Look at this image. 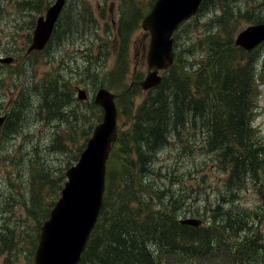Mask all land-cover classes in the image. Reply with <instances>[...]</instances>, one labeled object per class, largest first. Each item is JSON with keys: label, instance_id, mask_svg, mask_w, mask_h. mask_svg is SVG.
<instances>
[{"label": "trees", "instance_id": "obj_1", "mask_svg": "<svg viewBox=\"0 0 264 264\" xmlns=\"http://www.w3.org/2000/svg\"><path fill=\"white\" fill-rule=\"evenodd\" d=\"M154 1L137 6L129 0L123 9L116 34L120 54L108 86L128 73L122 54L129 33ZM248 1L254 7H240L244 11L239 17L251 23L264 21V0ZM44 2L18 0L15 5L36 13ZM237 2L203 0L199 13L211 5L220 7L217 26L222 30L195 42L206 44L203 54L193 55L192 61L177 54L160 84L147 91L136 77L114 92L117 118L124 128L118 125L107 160L102 206L78 264H264L260 230L264 208L239 202L249 183L264 201V137L253 124L258 86L264 82V42L246 51L228 38ZM64 16L65 7L52 38L64 34ZM33 19L16 20L15 26H30ZM72 23L67 32L76 26ZM39 94L47 117L76 122L73 110L67 108L72 93L66 82L58 86L45 80ZM140 94L144 95L136 102ZM89 124L91 131L94 123ZM172 142L176 158L165 162L160 156ZM62 144L56 140L53 148ZM196 150L209 159L196 167L200 172L209 167L225 174L221 188L211 194L205 188L207 193L196 195V185L186 187V170L179 167L184 153ZM198 180L203 182V176ZM185 217H198L202 224H183L180 219ZM2 239L8 237L3 234Z\"/></svg>", "mask_w": 264, "mask_h": 264}, {"label": "rangeland", "instance_id": "obj_2", "mask_svg": "<svg viewBox=\"0 0 264 264\" xmlns=\"http://www.w3.org/2000/svg\"><path fill=\"white\" fill-rule=\"evenodd\" d=\"M0 1V56L14 58L11 63H0V110H9L14 117L13 122L8 118L0 128V264H33L40 226L60 194L66 179L65 170L78 159L90 137L93 128L91 131L88 129L89 123L95 125L102 117V110L93 102L96 89L104 86L118 92L136 77L142 78L146 74L149 34L141 27L142 18L138 27L130 31L128 46L122 54L129 71L116 78L111 87L107 84L111 79L109 73L116 69L120 54L116 36L119 17L129 0H67L66 16L61 18V26L65 24L64 34L51 38L44 50L36 52L27 51L35 20L54 0H44L36 13L30 8L19 10L15 5L18 0ZM133 1L137 6H146L148 0ZM237 3L236 20L231 24L232 31L228 36L232 42L240 30L255 24L244 20L243 16L239 17L244 11L242 9L253 8V4L248 0H238ZM219 8L211 5L200 13L198 11L176 30L174 42L177 54L191 60L193 55L204 53L206 44L195 42L203 35L222 33L221 27L217 26ZM32 17L30 26L24 24L20 29L15 26L16 20H26L27 23ZM72 22L76 26L67 32ZM45 80L56 82L58 86L66 82L72 93L66 104L77 118L75 123L46 116L44 108L39 105V87ZM78 87L88 93V99L76 98ZM258 91V112L253 124L264 137V82L258 86ZM143 95L137 96L135 101H140ZM68 118L72 119L71 113ZM118 125L124 128L122 119L118 120ZM68 132L70 137H67ZM56 140L63 144L53 148ZM174 144L172 142L171 147L162 153L161 160L168 162L170 157L176 158ZM182 157L179 167L186 170V187L196 185V195L207 193L205 188L210 194L217 187L221 188L225 174L209 167L204 172L197 169L201 168L199 163L209 162L199 150L188 151ZM202 176L203 182L198 180ZM198 184L201 186L199 189ZM239 202L249 208H264V201H260V194L251 183L241 192ZM260 230L264 236V218L260 220ZM3 234L8 240L2 239Z\"/></svg>", "mask_w": 264, "mask_h": 264}, {"label": "water", "instance_id": "obj_3", "mask_svg": "<svg viewBox=\"0 0 264 264\" xmlns=\"http://www.w3.org/2000/svg\"><path fill=\"white\" fill-rule=\"evenodd\" d=\"M65 1L54 0L45 13L35 20L28 52L44 48ZM201 1L155 0L150 11L143 17L141 26L149 33V43L145 58L147 72L139 82L142 90L146 91L160 84V72L169 67L175 57L172 34L182 21L196 13ZM263 41L264 22H259L240 30L234 44L251 50ZM10 61V56H0V62ZM77 97L80 100L86 99L85 90L78 88ZM114 97V93L103 86L94 94V103L103 111L101 121L94 125L78 160L65 171L67 180L60 196L40 227L33 264H78L80 260L102 204L106 161L117 137ZM3 119L4 116H0V125ZM77 186L81 188L82 200L86 188H89L87 202L89 199L90 202L84 203L82 207L79 205L70 208L68 205L72 203V195ZM180 222L199 226L202 220L198 217H185Z\"/></svg>", "mask_w": 264, "mask_h": 264}, {"label": "flooded vegetation", "instance_id": "obj_4", "mask_svg": "<svg viewBox=\"0 0 264 264\" xmlns=\"http://www.w3.org/2000/svg\"><path fill=\"white\" fill-rule=\"evenodd\" d=\"M0 115H4V122L3 123H5L7 120H8V118L11 116V113H10V111L8 110L7 112H2V109L0 110Z\"/></svg>", "mask_w": 264, "mask_h": 264}]
</instances>
